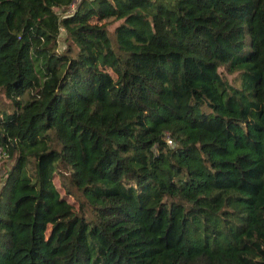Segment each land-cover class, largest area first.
I'll return each mask as SVG.
<instances>
[{
    "label": "trees",
    "instance_id": "trees-1",
    "mask_svg": "<svg viewBox=\"0 0 264 264\" xmlns=\"http://www.w3.org/2000/svg\"><path fill=\"white\" fill-rule=\"evenodd\" d=\"M0 148V264H264V0H0Z\"/></svg>",
    "mask_w": 264,
    "mask_h": 264
},
{
    "label": "rangeland",
    "instance_id": "rangeland-1",
    "mask_svg": "<svg viewBox=\"0 0 264 264\" xmlns=\"http://www.w3.org/2000/svg\"><path fill=\"white\" fill-rule=\"evenodd\" d=\"M94 22L98 23H108V28L113 30L117 25V21L114 18H107L104 20L95 19ZM229 79H233V76L229 75ZM224 128L231 132L233 141L241 146L249 147L257 150L260 147V138L254 133L249 126L240 125V124H230L224 126ZM11 159L5 157L4 160L0 162V186L3 182V179L6 176L7 170L10 168Z\"/></svg>",
    "mask_w": 264,
    "mask_h": 264
},
{
    "label": "built area",
    "instance_id": "built-area-1",
    "mask_svg": "<svg viewBox=\"0 0 264 264\" xmlns=\"http://www.w3.org/2000/svg\"><path fill=\"white\" fill-rule=\"evenodd\" d=\"M170 142H171V140H170ZM5 157H7L6 152L3 149L0 148V162L2 160H4Z\"/></svg>",
    "mask_w": 264,
    "mask_h": 264
}]
</instances>
